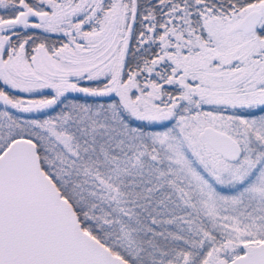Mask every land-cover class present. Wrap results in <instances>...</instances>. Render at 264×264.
Listing matches in <instances>:
<instances>
[{
  "label": "snow or ice",
  "instance_id": "snow-or-ice-1",
  "mask_svg": "<svg viewBox=\"0 0 264 264\" xmlns=\"http://www.w3.org/2000/svg\"><path fill=\"white\" fill-rule=\"evenodd\" d=\"M0 264H264V0H0Z\"/></svg>",
  "mask_w": 264,
  "mask_h": 264
}]
</instances>
